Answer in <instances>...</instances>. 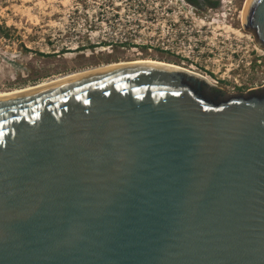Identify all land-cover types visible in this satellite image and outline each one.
Instances as JSON below:
<instances>
[{"label": "water", "instance_id": "water-1", "mask_svg": "<svg viewBox=\"0 0 264 264\" xmlns=\"http://www.w3.org/2000/svg\"><path fill=\"white\" fill-rule=\"evenodd\" d=\"M247 20L264 46V0ZM178 70L0 95V264H264V93L216 105Z\"/></svg>", "mask_w": 264, "mask_h": 264}, {"label": "rangeland", "instance_id": "rangeland-1", "mask_svg": "<svg viewBox=\"0 0 264 264\" xmlns=\"http://www.w3.org/2000/svg\"><path fill=\"white\" fill-rule=\"evenodd\" d=\"M85 1L90 7L88 13L74 9L84 5L81 0H0V29H9L11 33L6 37L0 31V93L108 62L171 60L162 52L148 54L117 47L100 50L89 46L88 21L104 0H98L100 3ZM119 1H123L121 6L124 7L121 22H134L135 19L147 26L150 13L154 11L160 25L164 21L165 0H118L117 4ZM143 29L142 33L147 34L149 29ZM78 45L85 48H77ZM63 48L66 51L62 52ZM112 51L113 54H108ZM259 76L264 79V74Z\"/></svg>", "mask_w": 264, "mask_h": 264}, {"label": "flooded vegetation", "instance_id": "flooded-vegetation-1", "mask_svg": "<svg viewBox=\"0 0 264 264\" xmlns=\"http://www.w3.org/2000/svg\"><path fill=\"white\" fill-rule=\"evenodd\" d=\"M92 1L100 3L98 0ZM184 1L193 6L194 11H191L190 15H183V21L179 25L186 27V29H182L185 35L179 39L189 40L190 38L191 41H195V46H180L176 51L174 38L169 37V49L164 52V56L171 60L164 61L169 62L172 66L182 68L178 71L205 80L208 79V84L193 82L184 77L175 78V81L179 80L178 82L190 87L205 101L216 105L222 104L232 97L261 98L264 93V79L259 76V73L264 74V60L260 65L255 66L253 64L250 70L247 66L251 56V44L248 40L253 30L249 20L247 23L242 20V11L246 0ZM81 2L84 4H81L82 8L90 9L85 0H81ZM107 2L113 3L112 0H106L105 4ZM76 8H79V5L74 9ZM107 8L111 9L110 6ZM171 8L169 7V9ZM112 9L114 8L112 7ZM168 17L169 28L173 30L171 13ZM261 46L264 48L263 45ZM91 47L95 49L94 45ZM113 52L108 54H113ZM115 62L118 63L119 61ZM257 68L258 70H256ZM187 69L189 71H185ZM247 69L251 72L248 78L244 79L243 73L248 71ZM258 78L259 80H257ZM254 83L257 84L254 85Z\"/></svg>", "mask_w": 264, "mask_h": 264}, {"label": "built area", "instance_id": "built-area-1", "mask_svg": "<svg viewBox=\"0 0 264 264\" xmlns=\"http://www.w3.org/2000/svg\"><path fill=\"white\" fill-rule=\"evenodd\" d=\"M91 0H89L90 2ZM105 1L100 3L98 9L95 10L94 15L89 18L88 27L90 31L88 33V38L91 45L95 46V49L100 48V50H113L116 47L127 49V50H139L141 53H152V52H162L164 53L169 49V37L174 38L176 51L178 48L184 47L186 45L195 46V41L189 38L179 39L182 35H185L182 29H186L184 25H179L183 21V15H190L191 11H194L193 6H190L184 0H165L164 8V21L160 25L156 11L150 13L149 24L145 26L144 22L133 21L121 22V11L124 7L121 6L123 1L112 0L113 3L110 4ZM94 3L93 1H91ZM110 6L111 9L107 7ZM182 6V7H180ZM100 7V8H99ZM105 9L103 10V8ZM112 7L114 9H112ZM169 7H172L169 9ZM80 12L89 10L86 8L79 7ZM78 10V11H79ZM184 11V12H181ZM169 13H171L173 18V30L169 28L167 19L169 18ZM147 27L149 29L148 33H142V29ZM144 30V29H143ZM95 32L97 35H95ZM251 44V56L248 59L247 66L250 68L260 65L264 60V48L259 46L252 34L248 40ZM248 70V69H247ZM245 71L243 73L244 79H247L251 71ZM258 70V68L256 69ZM253 73V72H252ZM261 74V73H259ZM212 80V79H210ZM257 83H254V85Z\"/></svg>", "mask_w": 264, "mask_h": 264}, {"label": "bare ground", "instance_id": "bare-ground-1", "mask_svg": "<svg viewBox=\"0 0 264 264\" xmlns=\"http://www.w3.org/2000/svg\"><path fill=\"white\" fill-rule=\"evenodd\" d=\"M243 13H244V11H243ZM139 62L154 63V64H159V65L170 66V67H175V68H178V69H182V68H179L177 66H172V65L169 64V62L167 63V62H165L163 60H159V59H136V60H132V61H119L118 63L117 62H111V63H108V64H102V65H99V66H92V67H89V68L80 69V70H76V71H73V72L65 73L63 75H59V76H56V77H53V78H50V79H45V80H43V81H41V82H39L37 84L31 85V86H27V87H23V88H19V89H14V90H11V91H4V92H1L0 95H7V94L17 93V92H21V91H25V90L34 89V88H37V87H40V86H44V85H47V84H50V83H54V82H57V81H60V80H64V79H67V78H70V77H74V76H77V75L85 74V73H88V72H92V71H96V70H100V69H104V68H108V67H113V66H118V65L128 64V63H139ZM185 71H189V70L187 69ZM206 78H208V77H206Z\"/></svg>", "mask_w": 264, "mask_h": 264}, {"label": "trees", "instance_id": "trees-1", "mask_svg": "<svg viewBox=\"0 0 264 264\" xmlns=\"http://www.w3.org/2000/svg\"><path fill=\"white\" fill-rule=\"evenodd\" d=\"M0 31H1V33H2L4 36H6V37L11 36V33H10L9 29H3V28L1 27ZM89 46H93V45H89ZM89 46H88V47H89ZM77 48L83 49V48H85V46L78 45ZM61 50H62V52L66 51L65 48H63V49H61Z\"/></svg>", "mask_w": 264, "mask_h": 264}]
</instances>
